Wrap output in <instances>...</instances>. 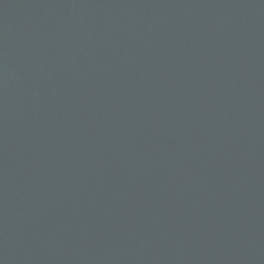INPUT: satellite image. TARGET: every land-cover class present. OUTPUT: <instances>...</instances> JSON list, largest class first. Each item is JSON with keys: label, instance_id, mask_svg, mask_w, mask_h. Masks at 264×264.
Returning a JSON list of instances; mask_svg holds the SVG:
<instances>
[{"label": "water", "instance_id": "1", "mask_svg": "<svg viewBox=\"0 0 264 264\" xmlns=\"http://www.w3.org/2000/svg\"><path fill=\"white\" fill-rule=\"evenodd\" d=\"M0 264H264V0H0Z\"/></svg>", "mask_w": 264, "mask_h": 264}]
</instances>
